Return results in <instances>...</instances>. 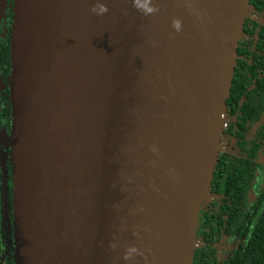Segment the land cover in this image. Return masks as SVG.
Wrapping results in <instances>:
<instances>
[{
  "label": "water",
  "instance_id": "95a60500",
  "mask_svg": "<svg viewBox=\"0 0 264 264\" xmlns=\"http://www.w3.org/2000/svg\"><path fill=\"white\" fill-rule=\"evenodd\" d=\"M100 2L15 0L16 264H193L253 5Z\"/></svg>",
  "mask_w": 264,
  "mask_h": 264
},
{
  "label": "flooded vegetation",
  "instance_id": "af4514ba",
  "mask_svg": "<svg viewBox=\"0 0 264 264\" xmlns=\"http://www.w3.org/2000/svg\"><path fill=\"white\" fill-rule=\"evenodd\" d=\"M14 7L15 0H0V211L3 210L4 224V228L0 227V264H16L13 116L9 83ZM253 8L248 26L254 31L247 30L240 41V63L235 71L238 78L234 92L227 100V116L220 150L221 158L242 160L247 164V170L241 176L233 180L230 177L229 180L230 184H235L236 193L241 199L237 196L230 197L224 189L222 191L225 192L221 194H211L209 205L200 213L197 230V253L210 251L219 264L230 262L238 252H244L245 239L239 240V236L225 232V228L219 230L211 227L210 223L205 224L204 212L216 215L222 211L225 216L227 214L239 220L241 226L245 220L253 223V219L249 220L256 207L259 215L254 219L258 218L259 222L264 217V5ZM244 64L248 68H244ZM250 67L254 71L251 72ZM224 178L227 181V177ZM218 187L214 185V190Z\"/></svg>",
  "mask_w": 264,
  "mask_h": 264
},
{
  "label": "trees",
  "instance_id": "16d2710c",
  "mask_svg": "<svg viewBox=\"0 0 264 264\" xmlns=\"http://www.w3.org/2000/svg\"><path fill=\"white\" fill-rule=\"evenodd\" d=\"M250 3L253 5V7H255L256 5H264V0H250ZM261 7L263 6H260V8ZM248 19L249 18H247L245 22L244 34L247 30L252 32L254 31V29L248 26ZM239 63L240 60H237L235 71L238 70L237 65ZM244 68H248V66L244 64ZM249 69L251 72L254 71V68L252 67H250ZM235 74L233 78L234 80L232 81L231 95L234 92V86L238 78L237 73ZM245 170H247V164L243 163L242 160H233L230 158L225 159V157L221 158L219 153L218 160L215 165L212 181L210 184V192L212 196L221 194L226 191V193L230 197L234 198L235 196H237L238 199H241V197L236 193L235 184H230L229 180L230 177L232 178L231 180L238 178L243 174ZM224 176L227 177V181L225 180ZM214 185H217L219 187L214 190ZM222 189H224L225 191H222ZM208 205L209 202L205 205L202 211H204ZM221 212L216 215H210L204 212L205 215L204 217L205 219H203L204 223L205 224L210 223L211 227L218 228L219 230L225 228V232L229 231L230 233H233L234 236H239V240H242L243 238L245 239L244 252H238L236 257L232 261L226 262L225 264H264V217L261 220H259V222H258V218L254 219L256 216L259 215V209H257L256 207L255 212L250 216L249 221L253 219V223H250L245 220L242 222V226L239 220H237L236 218H232V216H229L227 214L225 216V214ZM200 219H201V215H200ZM200 219H199V225H200ZM204 223L202 222L201 224L202 228ZM248 223L249 226H246ZM193 264H219V262L217 261V259H215V256L210 253V251H202L201 253L198 254L196 249L193 259Z\"/></svg>",
  "mask_w": 264,
  "mask_h": 264
},
{
  "label": "clouds",
  "instance_id": "9594fccd",
  "mask_svg": "<svg viewBox=\"0 0 264 264\" xmlns=\"http://www.w3.org/2000/svg\"><path fill=\"white\" fill-rule=\"evenodd\" d=\"M133 7L138 11L142 12L144 15H149L156 11L155 7L152 4V0H132ZM92 11L97 15H101L107 11L105 4L101 3L100 0H97L96 5L92 8ZM173 26L177 29L179 28V22L174 21ZM136 252L134 247H130L125 253V259H128L132 253Z\"/></svg>",
  "mask_w": 264,
  "mask_h": 264
},
{
  "label": "rangeland",
  "instance_id": "374dc122",
  "mask_svg": "<svg viewBox=\"0 0 264 264\" xmlns=\"http://www.w3.org/2000/svg\"><path fill=\"white\" fill-rule=\"evenodd\" d=\"M4 228V224H3V210L0 211V227Z\"/></svg>",
  "mask_w": 264,
  "mask_h": 264
}]
</instances>
